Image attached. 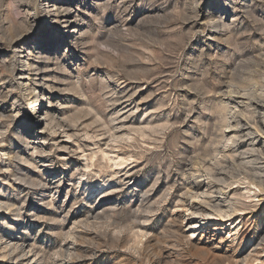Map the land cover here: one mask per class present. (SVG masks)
I'll use <instances>...</instances> for the list:
<instances>
[{
  "label": "rangeland",
  "instance_id": "1",
  "mask_svg": "<svg viewBox=\"0 0 264 264\" xmlns=\"http://www.w3.org/2000/svg\"><path fill=\"white\" fill-rule=\"evenodd\" d=\"M17 1L0 0V94H10L0 112L13 121L10 143L23 148L27 131L45 143L34 157L42 171L16 159L11 170H28L27 183H5L13 204L0 209V264H264V193L231 219L193 214L226 203L211 194L222 183L198 197L230 172L217 132L236 117L257 122L243 102L264 97V0H73L67 28L65 9L50 12L46 0L31 1L30 26L19 25ZM17 24L28 35L11 47ZM12 59L15 77L2 80ZM34 61L44 83L26 89L20 73ZM35 88L46 97L33 109ZM101 148L127 164L83 160ZM244 193L230 197L249 201Z\"/></svg>",
  "mask_w": 264,
  "mask_h": 264
},
{
  "label": "bare ground",
  "instance_id": "2",
  "mask_svg": "<svg viewBox=\"0 0 264 264\" xmlns=\"http://www.w3.org/2000/svg\"><path fill=\"white\" fill-rule=\"evenodd\" d=\"M31 1H33V0H19V1H17L19 3V5H18V12H19L18 24L19 25L22 23H26L27 25H29L31 23V13L33 11L31 8ZM47 2L49 4H51V6H49L52 8V10H50V12H54L55 14L61 12L60 10L65 9V12H66L65 17L67 19L66 23H65V28H67L74 21V20H72L73 16L70 15L71 14L70 11L72 10L71 5H72L73 0H46V3ZM48 14H50V13H48ZM16 18L18 19V17H16ZM18 24L13 27V28L16 27L15 28L16 31L13 30V28L11 27L12 28L11 31H13V33L16 34V36H12V38L10 39V45L9 46H11V47H18L17 45L19 43V39L21 37L28 35V32H26L24 34L21 32L22 28L20 29L18 27ZM59 24L62 25L63 23H59ZM31 28H33V27H31ZM49 34H51V33H49ZM70 37H71V32H69V35L66 38H70ZM59 44L60 43L58 41V43L56 45L50 46L46 49L50 53L55 52L54 50L57 51L59 49ZM50 53H48L47 56H49ZM43 55H44L43 57H37V58L38 59H43V58L48 59V57L45 56L46 54H43ZM1 65H3V63ZM15 65H16L15 59H12L10 64L4 65V68L7 67V69H6V73H3V71L1 70V74L4 75L2 80L6 79L5 75H8L10 79L15 77V73L17 71L16 69H13ZM43 67L44 66L39 65V63L36 61H34L33 63H30L29 66L23 67L22 71H25V72L27 71V72L26 73L22 72V73H20V75H21L22 84L26 85L25 86L26 89H30L33 82H36L37 84L44 83L43 78L33 79L32 74H31V71H33V70L41 71L43 69ZM5 84L7 87H9V83H5ZM257 85L264 87V83L262 81L257 82ZM44 86L48 87V84L45 83ZM33 91L36 94L30 98L31 103H32V108L35 109L37 107H42L43 106L42 100L46 96L42 95V93L39 92L38 89H36V88ZM257 91H258V89H257ZM9 96H10L9 93L2 92L0 94V100L8 101ZM257 96H258V94H257ZM234 97H236V96L234 95L230 98H234ZM245 99H246V97H245ZM249 99H251V98H249ZM241 102H243V101H241ZM244 102H243V104H244L243 106L245 108L247 106V108L245 110H247L249 107H251V108L254 107V109L257 110L256 111L257 112V122L254 121L255 123L253 126H251L249 124H243L241 122V120H239L240 118L235 116L239 122V125L233 126V124H231L229 121H226L227 118L225 119L226 123L223 122V123H225V126H224V124H223V126H224V128L226 127V130H223V131L218 130L220 133L217 132V134H219V135H217V136H215L214 134L213 135L216 137V139L217 138L222 139V140L226 139L228 141H227V143H224V147L222 146L223 150L220 148V144H222V140H218L215 142L212 140L213 141L212 146L214 147V152L217 155H222L223 158H228V161H230V162H228L229 166H231L230 172L226 173L223 177H220V179H216V181H214V183H212L210 181L209 182L210 185L214 184V187L208 186V188L206 187L207 191H204L200 194L198 193L199 194L198 197H200V195L210 194L209 191L212 188L217 187V185H215L216 183H222L225 186L223 185L224 187L221 189L218 188L219 190L216 188L218 191L214 192V190H213V193H211V194H216L215 197H220V196L223 197L226 203L220 202V204H218V205L216 203V205L209 207L212 210L211 209L210 210H208V209L201 210L202 208L195 210V212L193 214L196 216L201 215L203 217L205 215L207 217L209 216V217H213V218H220L221 220L231 219L240 212H243V211L245 212V211H248L250 209L255 208L257 206L256 203L261 202V200H262L261 196H257V189L259 190V192L261 194L264 193V172H263L264 170L261 169L260 167H257V164L264 161V97H262V96H260L259 98L257 97V101H256L257 106L254 105L253 99H252V101H249L247 103H244ZM223 104H224V102H223ZM229 104H230L229 101L225 102L224 107H223V109H224L223 113L228 112V111H232V110H228V108H232V107H229ZM237 107H239V106H236V108ZM254 109H252V110H254ZM242 111L244 112V110H242ZM243 112L242 113L239 112V113L244 114ZM41 117H42V115L40 114L38 119H42V122H44L45 119L43 117L42 118ZM225 117H227V116H225ZM230 118H231V116H230ZM11 120H10V117L8 114H6L4 112H0V158H1V160H0V209L4 212L7 211L9 206H11L13 204V200L6 197L8 195V192H7L8 189H6L5 183H9V184L14 186L13 181H12V177L16 178L17 176H19L17 178L18 181L27 183L26 176H27V174H29V171L23 170L22 167L20 168L21 170L19 169L20 171H22V173H19V170H18V172L11 170L12 165H14V162L17 159L23 165L24 164H29L31 166L33 165V166H35V168L42 171L40 169V167L37 165V163L34 161V157H35V155L39 154V150H37V149L41 146H44L43 143H45V140H39L40 145H34L35 143H33V145H32L31 143H29L30 139L28 138V134H29L28 131L24 134V136L18 137L19 139L24 140L23 142L25 143V145L23 148L19 147L18 144L10 143L11 137L8 134V132H5V131L8 129L9 125L12 124L13 121L11 122ZM52 122H53V120H52ZM58 126L60 128H63L64 124H63V126H61V125H58ZM37 130L39 133L41 132L40 126L37 127ZM51 133L54 134V133H56V131L51 132ZM63 134H65L68 139H73L74 134L73 135L69 134V132H67V131H64ZM113 136H115V134ZM86 137H88V134ZM123 140H124V137L119 136L117 143H121ZM214 143H216V144L214 145ZM74 145H75V143H74ZM61 147L65 150H71V147H69V144L67 141L65 144L60 146V148ZM213 147H212V149H213ZM33 148H36L33 151V154L31 156L27 155V152L30 153ZM76 149H78V148H76ZM70 152H72V150ZM42 153H43V151L41 152V154ZM98 154H100L104 160L106 159L111 164V166L116 167L118 169L119 168L122 169L128 162L127 157L120 156L119 154H112L111 155L110 153L106 152L102 148L99 149L98 152H94V153L89 154V155H86V153H85L82 157L85 158L83 160L92 161L94 158L97 157ZM217 155L214 156L213 160L217 159ZM218 161H220V160H217V162ZM21 163H20V165H21ZM191 165L197 167L199 165V163L196 161H193L191 163ZM85 167L88 168L89 166L86 165ZM30 180H28V181H30ZM202 181H203L202 179H200V180L198 179V181H196V182L200 183ZM114 183H115V180L113 178H111L107 182L101 184L102 187L105 188V190L103 192L107 191L108 186H112ZM30 185L33 187L37 186V180H31ZM195 185H197V184H195ZM234 185H237V186L233 188ZM44 187H47L46 183H45ZM239 188H241L243 191H246V193H244V197L247 199H250L249 201H243V200H241V198L237 199L236 197H235L236 199H233V197H232L233 195L230 197V194L235 192V190H238ZM98 190H100V188ZM190 190H195V191L198 190L199 191V187L193 186V187H191ZM246 194L248 196H246ZM194 196H197L196 193ZM212 196H214V195H212ZM257 198H259L258 201H257ZM217 200H219V199H217ZM206 221H207V219L201 218L200 223L198 225H196L195 228L205 227Z\"/></svg>",
  "mask_w": 264,
  "mask_h": 264
}]
</instances>
